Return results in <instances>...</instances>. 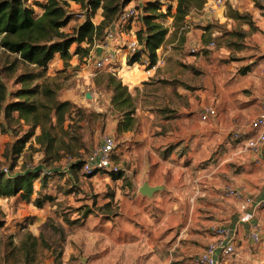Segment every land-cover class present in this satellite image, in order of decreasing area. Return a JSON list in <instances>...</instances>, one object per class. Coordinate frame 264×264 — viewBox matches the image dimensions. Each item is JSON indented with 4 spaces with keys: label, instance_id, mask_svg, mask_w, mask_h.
<instances>
[{
    "label": "crops",
    "instance_id": "0c3cea01",
    "mask_svg": "<svg viewBox=\"0 0 264 264\" xmlns=\"http://www.w3.org/2000/svg\"><path fill=\"white\" fill-rule=\"evenodd\" d=\"M146 1L137 3L142 6ZM224 1L218 7L207 0L203 10L193 12L178 30L171 19L153 69L147 67L146 54L141 62L128 63V45L136 40L143 26L140 21L116 32L110 43L108 51L115 53L116 60L114 70L108 73L119 77L136 98L135 118L139 121L135 132L122 134L124 145L113 155L114 165L123 172L116 182L121 187L116 195L121 201L120 214L134 221L144 218L145 208L151 206L157 224L105 226L99 249L103 254L93 255L91 264H194L190 258L199 256L214 239L211 228L225 225L235 229L237 248L235 254L219 259V264H264V204L256 205L264 201V145L254 152L233 136L241 132L246 138L253 137L251 122L264 107V0ZM98 12L97 22L92 18L95 25L103 20L102 10ZM237 13L248 15L253 28L237 19ZM212 24L226 30L206 32L205 27ZM234 29L246 33L240 50L225 43L211 46L215 39L229 38L227 32ZM210 36L212 40L206 43ZM79 58L73 56L70 64L79 65ZM97 58L95 48L83 61ZM63 62L57 54L46 76L61 71ZM74 72L81 81L76 89L66 86L62 90V101L88 111L103 112L106 102L112 108V93L96 88L93 80L88 81L94 89L87 91L91 99L87 92L83 97L80 87L89 71L75 68ZM209 107L217 114L203 120ZM118 125V121L113 123L109 132L116 133ZM179 144L182 151H167ZM146 180L151 187H162L152 197L139 192ZM228 186L242 189L251 200L246 210L241 209L240 201L225 194ZM209 217L214 222H209ZM254 223L261 225L258 243L250 237Z\"/></svg>",
    "mask_w": 264,
    "mask_h": 264
},
{
    "label": "trees",
    "instance_id": "16d2710c",
    "mask_svg": "<svg viewBox=\"0 0 264 264\" xmlns=\"http://www.w3.org/2000/svg\"><path fill=\"white\" fill-rule=\"evenodd\" d=\"M69 1L80 5L85 17L72 28V32H65L63 29L73 19V15L66 8ZM133 1L42 0L31 4L28 0H0V48L6 56H16L10 63H0V132H11L16 137V141L4 152V157L13 159L14 163L7 166L8 174L0 173V198L17 197L30 202L35 194H40L46 189L48 178L54 173L47 167L50 163L57 164L66 159L70 169L83 168V151L86 150V145L80 132L82 127L77 125L75 120V115L81 114L82 108L70 101H62L60 93L65 88L62 81L47 77L45 72L57 54L65 64L75 55L79 56L81 61L89 59L92 49L104 40L107 31ZM176 1L177 5H166L161 0H149L142 6L138 5L137 19L143 26L137 31L136 39L141 50L129 57L130 65L141 62L142 55L146 54L149 60L147 67L154 66L157 62V52L165 43L169 32L168 27L164 25L165 19H173L174 26L182 28L187 17L193 12L202 11L207 2ZM35 7L39 8L40 14L36 13ZM100 9L103 20L95 25L92 18ZM235 17L253 28L248 15L237 13ZM215 28L226 30L218 24L209 25L204 30L209 33ZM240 31H226L229 35L225 40L227 47L240 50L244 46L246 33H237ZM237 36L243 39L242 45L232 42ZM83 44L87 46L84 47ZM73 45H76V49L71 52ZM20 64L35 67L37 71L25 70L19 73ZM104 77L107 90L112 93V109L121 118L119 132L137 129L136 98L115 74L106 73ZM12 80L19 86L16 90H10L8 87ZM13 124L27 127L24 135L21 136L19 131L12 127ZM37 130L40 131L38 134ZM33 137L39 146L36 151L43 154L40 165L36 167L31 166L33 158L30 156L29 159H32L29 161L25 154L28 150L27 143ZM31 148L32 145L29 149ZM20 158H24V162L15 172V164ZM58 172L61 173L60 170ZM94 176L96 174L88 175ZM37 183L39 187L36 189ZM45 200L53 199L50 195L41 199L39 195L35 204L40 208ZM0 223L2 224L1 220Z\"/></svg>",
    "mask_w": 264,
    "mask_h": 264
},
{
    "label": "rangeland",
    "instance_id": "374dc122",
    "mask_svg": "<svg viewBox=\"0 0 264 264\" xmlns=\"http://www.w3.org/2000/svg\"><path fill=\"white\" fill-rule=\"evenodd\" d=\"M164 1L166 5L170 3L177 5L176 0ZM68 3L69 6H66V8L73 15V19L63 30L72 32V28L82 22L85 15L82 14L83 10L80 5L71 1ZM129 5L138 7L137 0ZM164 8L166 7L164 6ZM40 12L38 10L36 13L40 14ZM97 14L99 15V12L93 15L95 22H97ZM170 20L171 18L165 19L164 25L166 27H168L167 24ZM172 25L174 27L173 19ZM237 33H241V31ZM209 39L206 38V43L212 40L211 36ZM225 39L223 38V40L220 39L219 41L215 39L216 46L224 45ZM242 40L237 36L232 39V42L242 45ZM83 46L86 47L87 45L83 44ZM75 49L76 45H73L71 50ZM92 50L94 51V48ZM15 57L14 55L6 56L3 49L0 48L1 64L5 61L10 63ZM231 58L234 59V55ZM79 60L80 63L76 66L70 64L71 60L67 64L65 62L61 63V68L63 69L56 75L48 77H55L57 80L62 81L65 88L68 86L76 89V84L81 79L76 76L77 73L74 72V69L82 68L89 71L86 74L83 73L87 79L84 80L85 83L80 87V93L83 97L85 92L94 90L92 83L90 84L89 82L88 84V81L93 80L96 88L102 91L107 90V82L104 75L109 71L96 70L94 61L87 63L88 61H81L80 58ZM84 62L86 65H83L85 64ZM25 70L37 71L35 67L20 64L19 73ZM169 83L176 84L178 81H167V84ZM8 87L10 90H16L19 86L15 85L14 80H12L8 83ZM106 92L110 93L109 90ZM103 108V112L88 111L82 108L81 114L75 115L76 124L82 127L80 132L86 145V150L83 151V159L86 158L91 150L101 144L105 135L109 134L115 137V153L117 155L118 150L124 145L122 135L124 132L121 133L118 129L116 133L111 134L108 129L113 123L120 121V116L108 106L107 102L104 103ZM12 127L19 131L21 136L24 135L27 129V127H20L17 124H13ZM136 130H133V132ZM39 132L37 130V134ZM15 141L16 137L11 132H0V167L14 163L13 159L4 157V152ZM31 145L33 148L29 149ZM38 147L34 142V137L27 143L28 150L26 149L25 154L27 159L30 156L33 158H31L32 167L40 165L41 162L40 159L43 154L36 151ZM175 148H180L179 151L183 150L179 144L171 146L167 151H173ZM167 151L164 153L165 159L167 158ZM23 162L24 158L18 160L17 164H15V172L20 169ZM67 164L68 161L66 159L57 164H48L47 167L54 173L48 178L46 189L42 190L40 194H35L30 202L22 201L17 197L0 198V220L2 221V224L0 223V264H91L93 255L100 256V254H103L102 250L99 249L102 244L100 242L101 237H103L102 228L105 226H124L127 222L141 226L157 224L155 222L157 219L154 215L155 210H150L151 206L145 208L144 218H138L133 221L121 216V201L116 198L121 187L116 182L121 178L123 172L102 175L103 172L100 171L98 172L99 176L88 177L84 175L82 169L75 168L73 170L67 167ZM145 183L149 184V181L146 180L143 184ZM224 192L226 194L225 189ZM39 195H41V199L45 195H50L53 200H45L42 203V207L39 208L35 204V199ZM195 219H193L194 222L199 224V221ZM207 219L209 222H214L215 220L213 217ZM197 257L195 255L190 258V262L195 264ZM172 264H179V262H172Z\"/></svg>",
    "mask_w": 264,
    "mask_h": 264
},
{
    "label": "built area",
    "instance_id": "2783aa9c",
    "mask_svg": "<svg viewBox=\"0 0 264 264\" xmlns=\"http://www.w3.org/2000/svg\"><path fill=\"white\" fill-rule=\"evenodd\" d=\"M42 0H28L33 4ZM165 2L164 0H161ZM224 0H213L215 6H223ZM37 7H35V10ZM139 15V11L136 6L128 5L121 13L116 23L107 31L103 41H101L95 48L102 49L101 54L94 61L96 70L99 71H113L115 68L116 55L114 52L108 51L110 49V43L115 40L116 32H124L128 29L132 21L136 20ZM215 43H211L214 46ZM129 55L132 56L141 50L137 39L131 41L128 45ZM193 52H195L193 50ZM156 65V64H155ZM155 65L150 69L155 68ZM217 111L209 107L203 114L202 119L207 120L210 116H215ZM254 136L246 138L241 132H235L234 139L244 144V146L254 152H259L264 145V107L260 114L251 122L250 125ZM116 150V139L113 135H105L99 146L91 150L84 161L82 171L84 175H98V172L102 171L106 174H117L120 172L118 166L113 163V155ZM0 173H9L7 166L0 167ZM95 177V176H94ZM226 194L229 197L235 198L241 202V209L246 210L250 205L251 200L248 199L242 189H238L232 186L226 187ZM264 201H258L256 205H263ZM261 225L254 223L250 232V237L254 243L260 242ZM211 232L214 239L208 243L203 252L197 257V264H219L221 258L231 256L236 253V231L230 226H213Z\"/></svg>",
    "mask_w": 264,
    "mask_h": 264
},
{
    "label": "water",
    "instance_id": "95a60500",
    "mask_svg": "<svg viewBox=\"0 0 264 264\" xmlns=\"http://www.w3.org/2000/svg\"><path fill=\"white\" fill-rule=\"evenodd\" d=\"M102 49H98L97 50V55L99 56L101 54ZM86 97L88 99H91V93L87 92ZM162 187H151L148 183H145L141 186V188L139 189L140 193L148 196V197H152L153 194L157 191H159Z\"/></svg>",
    "mask_w": 264,
    "mask_h": 264
}]
</instances>
